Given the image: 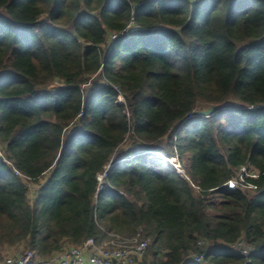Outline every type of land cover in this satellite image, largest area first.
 <instances>
[{
  "label": "trees",
  "instance_id": "obj_1",
  "mask_svg": "<svg viewBox=\"0 0 264 264\" xmlns=\"http://www.w3.org/2000/svg\"><path fill=\"white\" fill-rule=\"evenodd\" d=\"M0 148V261L143 229L141 264H264V0H0Z\"/></svg>",
  "mask_w": 264,
  "mask_h": 264
},
{
  "label": "built area",
  "instance_id": "obj_2",
  "mask_svg": "<svg viewBox=\"0 0 264 264\" xmlns=\"http://www.w3.org/2000/svg\"><path fill=\"white\" fill-rule=\"evenodd\" d=\"M129 30L126 29L120 35H124ZM115 35L113 39L117 38ZM123 95L120 96L119 104H124ZM192 116V115H191ZM177 158V157H176ZM177 168L174 170L179 176L185 177V171L177 158ZM113 164L104 167L103 172L97 175V193L95 203H97L98 193L107 186V178ZM228 187L233 189L235 182L230 181ZM151 240L146 237L143 229L132 237H125L118 233L108 232L106 239L97 242L94 238H89L83 244L66 247L63 251L58 252L50 257L44 258L36 251L27 250L23 253L18 252L14 256L6 257L0 264H141L146 257ZM204 244L203 241L199 245ZM235 249H241L245 255L250 254L252 247H245L243 242L231 246ZM203 256H197L196 262H201Z\"/></svg>",
  "mask_w": 264,
  "mask_h": 264
},
{
  "label": "rangeland",
  "instance_id": "obj_3",
  "mask_svg": "<svg viewBox=\"0 0 264 264\" xmlns=\"http://www.w3.org/2000/svg\"><path fill=\"white\" fill-rule=\"evenodd\" d=\"M119 101H120V98H119ZM207 110V109H206ZM132 147H134L133 145H131V144H129V145H127V147H126V149L127 148H132ZM153 153H151V154H149V158H148V161H149V163H151V164H157V163H159V162H157V160H158V158H154V159H151V155H152ZM4 157V154H3V151L1 150V148H0V157ZM168 158V157H167ZM175 158V157H174ZM171 159L173 160V157H171ZM186 164V163H185ZM156 166V165H155ZM159 166V168H162L163 167V169L162 170H166L167 168H170L169 166H172V164L171 165H168V164H166V165H164V164H161V165H158ZM157 166V167H158ZM167 166V167H166ZM172 170H174L173 168H172ZM33 188H35V189H38V185H34V187ZM68 246H71V245H68ZM67 246V247H68ZM28 250V248H27V245L26 244H21V245H19V246H16V247H14V248H7V250L4 252V259L6 258V257H8V256H14V254H16V253H18V252H21V253H23L24 251H27ZM4 259H2L0 262H2Z\"/></svg>",
  "mask_w": 264,
  "mask_h": 264
},
{
  "label": "bare ground",
  "instance_id": "obj_4",
  "mask_svg": "<svg viewBox=\"0 0 264 264\" xmlns=\"http://www.w3.org/2000/svg\"><path fill=\"white\" fill-rule=\"evenodd\" d=\"M154 158H158L157 162H159V163L155 164L156 166L161 165V164H164V165H166V164L171 165L172 164V166H169L170 168H173L174 170L177 168V164H176L177 158L176 157L175 158L173 157V160H172L171 158H167L163 155H158L156 153H153L151 155V159H154ZM160 169H163V167Z\"/></svg>",
  "mask_w": 264,
  "mask_h": 264
},
{
  "label": "clouds",
  "instance_id": "obj_5",
  "mask_svg": "<svg viewBox=\"0 0 264 264\" xmlns=\"http://www.w3.org/2000/svg\"><path fill=\"white\" fill-rule=\"evenodd\" d=\"M133 19V18H132ZM129 31L126 33V34H128L130 31H131V29H132V27H128L127 28ZM125 35V34H124ZM151 153H156V154H158V155H163V156H165V157H168V158H171V157H176V156H166V155H164V154H162V153H158V152H148V153H146V161H147V163L149 164V162H148V158H149V154H151ZM150 165V164H149ZM151 166H153L156 170H158L159 172H163V173H172V172H175L174 170L173 171H171V172H167L166 170H162V169H160L159 167H157V166H155V165H151ZM176 173V172H175ZM177 174V173H176Z\"/></svg>",
  "mask_w": 264,
  "mask_h": 264
}]
</instances>
